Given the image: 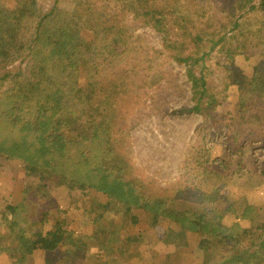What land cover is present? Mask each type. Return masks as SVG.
Instances as JSON below:
<instances>
[{
	"label": "rangeland",
	"instance_id": "1",
	"mask_svg": "<svg viewBox=\"0 0 264 264\" xmlns=\"http://www.w3.org/2000/svg\"><path fill=\"white\" fill-rule=\"evenodd\" d=\"M55 1L39 0L41 10L48 13ZM225 1L229 8L239 4V0ZM260 1L249 0L247 9ZM0 5L9 11L17 7L15 0H0ZM73 6L72 0L58 3L65 11H71ZM221 7L220 1L207 0L205 19L227 22L229 14ZM124 19L133 35L132 44L115 46L111 58L114 68L104 72L110 80L128 72L124 78L127 88L120 92L127 94L124 99L129 105L117 111L111 142L114 154L128 166L125 177L153 204L152 212L125 206L106 192L61 179L50 183L48 196L33 199L39 175H27L23 161L0 154V188H4L0 192V264L44 262L42 253L22 260L20 247L14 241L10 209L19 208L20 226L24 227V223L31 222L22 216L35 213L34 205L28 203L29 207L27 201L50 210L46 228L57 219L64 220L75 241L74 252L68 253L69 246L58 250L55 264H246L231 260V248L221 238L182 227L164 215L154 216L153 206L164 214L170 208L193 218L209 215L226 227L237 225L254 231L264 224V99L261 104L256 100L247 105L249 111L262 113L263 120L237 117L241 92L236 85L242 78L251 80L258 70L264 73V45L254 37L262 15L250 11L239 19L254 34L245 42L248 47L243 53L235 52L240 33L227 32L226 44L206 57L208 90L217 101L210 116L178 113L196 103L189 65L179 64L174 58L177 51L173 43L179 39L164 45L163 35L141 19L133 20L132 15ZM17 28L14 19L3 26L14 40ZM80 35L87 43L94 37L89 30H82ZM170 39H175L174 34ZM91 46L87 45L89 49ZM98 54L106 57L109 52L101 50ZM27 64L21 60L8 64L0 68V75H14ZM194 72L197 76L200 73L197 68ZM87 75V67H80L79 87L91 90ZM11 86L12 78L4 79L0 94ZM13 180L16 183L11 185ZM91 200L108 205V210L103 214L90 209ZM107 236L114 239L112 246L106 245ZM84 244L88 246L83 248ZM171 250L176 251L175 257L165 262Z\"/></svg>",
	"mask_w": 264,
	"mask_h": 264
},
{
	"label": "trees",
	"instance_id": "2",
	"mask_svg": "<svg viewBox=\"0 0 264 264\" xmlns=\"http://www.w3.org/2000/svg\"><path fill=\"white\" fill-rule=\"evenodd\" d=\"M72 1L71 11L60 9V0H56L48 13L41 10L39 0H15V11L0 5V68L19 60L28 63L14 75H0V82L12 78L11 89L0 94V154L23 161L27 175H39L40 183L32 193L33 199L48 196L50 183L61 179L106 192L125 206L152 212L153 204L125 177L128 166L114 154L111 142L117 111L129 105L124 99L127 94L120 92L127 88L124 78L128 72L114 80L104 76V72L114 68L113 48L132 44L133 35L125 16L132 15L133 20L141 19L143 24L153 27L163 35L164 45L179 39L173 43L177 51L174 58L179 64L189 65L188 76L196 103L178 113L210 116L217 101L208 90L204 73L206 57L219 45L226 44L227 32L240 33L235 52H244L248 47L245 42L254 34L239 19L250 11L262 15L254 37L264 45V0L249 9V0H239L236 8L218 0L229 18L227 22L214 23L205 19L207 0ZM11 19L18 23L16 40L3 30ZM82 30L94 34L90 43L81 37ZM170 34L175 39H170ZM87 45L92 46L89 49ZM101 50L109 54L102 57L98 54ZM84 65L91 90L79 87V68ZM195 68L199 69L198 76ZM259 72L251 80L242 78L236 82L241 92L237 117L263 120L262 113L249 111L247 107L256 100L261 104L264 99V73ZM247 113L253 116L246 117ZM26 203L29 207L31 203L34 205L35 213L22 216L31 222L24 223V227L20 226L19 208L10 209L14 216V241L20 247L22 260L42 250L46 263L52 264L61 247L69 246L68 253L74 252L75 241L66 229V222L57 219L46 228L50 210L40 209L34 201ZM89 206L103 214L108 210V205L97 201L91 200ZM153 209L154 216L164 215L182 227L221 238L230 246L234 262L264 264V224L253 231L237 225L226 227L219 218L215 222L209 215L193 218L177 209L167 208L166 214L160 213L156 206ZM113 241L112 236L106 237L108 247Z\"/></svg>",
	"mask_w": 264,
	"mask_h": 264
},
{
	"label": "crops",
	"instance_id": "3",
	"mask_svg": "<svg viewBox=\"0 0 264 264\" xmlns=\"http://www.w3.org/2000/svg\"><path fill=\"white\" fill-rule=\"evenodd\" d=\"M16 181V180H15ZM14 183H16V182H14V180L12 181V184L11 185H13ZM4 190V188H0V192H2ZM247 205H249V203L247 204ZM250 205H251V203H250ZM170 249H172V248H170ZM41 253H42V256H43V261L44 262H42V264H47L46 263V254H45V252L44 251H42V250H36L33 254H32V257H34V256H41ZM167 256H165L164 258H165V262H169V260H170V258L171 257H175V254H176V251H174V250H171V251H168L167 252ZM180 254V253H179ZM41 259V258H40ZM232 263V262H231ZM52 264H55V261L52 263ZM177 264V263H176ZM182 264H185V263H182Z\"/></svg>",
	"mask_w": 264,
	"mask_h": 264
}]
</instances>
